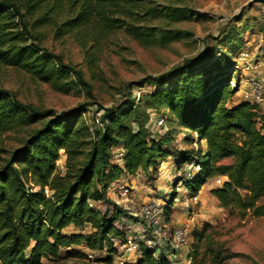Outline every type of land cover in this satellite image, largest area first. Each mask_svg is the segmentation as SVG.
Here are the masks:
<instances>
[{
	"label": "trees",
	"instance_id": "1",
	"mask_svg": "<svg viewBox=\"0 0 264 264\" xmlns=\"http://www.w3.org/2000/svg\"><path fill=\"white\" fill-rule=\"evenodd\" d=\"M196 17L187 6L155 0H0V65L18 69L55 92L68 94L79 86L89 95L83 71L43 46L49 36L54 41L72 39L91 67L101 43L118 32L143 47H166L190 35L169 26ZM240 34L230 27L197 56L131 85L147 83L153 89L139 101L129 97L116 108L93 100L56 116L0 89V139L13 134L18 144L5 150L0 141V264L56 263L62 253L83 257L72 248L81 244L91 252H104V261L110 263L117 254L111 239L127 238L114 224L132 218L108 198L110 184L121 175L148 174L169 156L177 158V166L197 168L190 178L175 181V187L180 182L195 195L209 180L225 176L221 186L210 190L219 207L263 216L264 206L258 203L264 199V114L248 102L226 105L234 93L230 82ZM94 105L100 119L89 126L82 116ZM145 110L167 113L166 132L158 138L148 133ZM176 129L193 134L185 135L187 144L204 141L205 150L200 146L170 152ZM115 147L125 152L122 167L111 162ZM60 151L65 156L63 173L56 165ZM225 159L231 163H222ZM176 194L163 205L166 221ZM101 204L111 205L112 212L102 211ZM85 224L91 225V234L75 232ZM70 226L74 231H66ZM210 228L204 224L193 230L190 264H222L229 258L214 247ZM202 245L208 252L199 256ZM164 251L157 254L140 244V258L123 264H169Z\"/></svg>",
	"mask_w": 264,
	"mask_h": 264
},
{
	"label": "rangeland",
	"instance_id": "2",
	"mask_svg": "<svg viewBox=\"0 0 264 264\" xmlns=\"http://www.w3.org/2000/svg\"><path fill=\"white\" fill-rule=\"evenodd\" d=\"M155 1L161 5L187 6L197 14L199 18L196 17L190 21L175 23L169 26L171 29L182 30L190 35L166 47H143L118 32L110 36L103 44L101 43V51L97 55L96 62L91 67L88 66L83 50L72 39L54 41L49 36L43 43V46L48 50L61 55L65 63H70L74 68L83 71L85 81L91 86V93L89 95L79 86L68 94L55 92L50 86L34 81L24 72L3 65H0V89L10 92L11 95L24 104H31L39 110H51L56 116L76 108L80 104L92 102L93 100L97 105H101L104 108H116L129 97L136 99V96L139 95L141 97L153 89L147 83H144L142 87H131V85L144 81L148 77L156 78L162 73L182 64L184 60L197 56L203 49L210 47L215 38H221L225 31L230 27H234L241 32L238 39L241 41V48L240 52L234 55V61L242 64L241 60L239 61L240 54L247 52L248 57L243 59L245 62L242 67L249 65L255 67V69L234 70V79L230 83L231 88H234V93L229 97L226 105L230 107L243 102L241 92L245 88V79L249 77L246 74H250L253 70L263 72L259 66H262L264 62V4L247 6L246 4L250 0ZM152 24L159 23L153 22ZM250 76L254 77L253 75ZM236 79H238L237 83ZM262 83L264 84V81ZM258 107L261 109L259 111L262 112L264 107ZM94 109L95 105L82 116L89 126H92L93 123L96 124L94 117L100 119L99 115L96 116ZM144 114L147 115L146 126L149 134L158 138L162 133L166 132V112L157 113L153 110H145ZM160 118L164 119V123L162 127H157L156 121ZM92 128L95 127L93 126ZM175 131L177 132L174 134L175 140L172 143L170 152L195 148L192 144H187L183 141L188 132H185L183 129H176ZM0 141L5 145V150L18 146L16 137L13 134L3 135ZM59 154V160L56 165L60 170L65 164V156L63 151H60ZM176 161L177 158L175 156H170V159L164 162L166 165L171 166V174L168 175V178L170 177L169 181L166 180L161 184L162 180L157 179L158 186L161 184L171 187L168 189L171 190L168 191L169 193H162L160 189L153 188L154 177L161 168L142 175L138 179L141 184L151 185V194L148 196V200L157 199L166 203V200L170 199L172 193L177 192L174 197V209L171 210L169 220L166 221L163 215L164 220L168 230L174 229L176 226L186 225L190 231V237L186 246L180 248L174 247L169 242L164 248L157 247V254L165 250L164 252L169 256V259L173 260L176 264H183L189 252L192 251L191 248L194 244L193 230L195 228H202L204 224H209L211 228L208 230V233H211L214 247L221 249L224 256L230 255L222 264H264V215L255 216L251 211L242 213L238 210H223L220 208L218 202L210 195L209 188L218 187L215 186L214 179L209 180L208 186L202 190L204 184L195 194L197 195L196 203L191 204L188 209L182 208L180 200L183 196L181 192L184 186L180 187L182 191L179 193L177 187L180 186V182H178L176 187L174 182L179 181L183 177L186 178V174L192 176L197 168L193 164L177 166ZM159 162V167L163 168V161L159 159ZM222 163L229 164L231 163V159H225ZM174 169H176L175 172ZM134 184L130 180L131 193L134 190ZM131 193L127 200L112 194L108 196L113 203L118 204L117 206L126 208L125 210L130 208L128 209L130 211L127 210L128 213L132 212L135 214L131 215L133 219L125 218L114 224L124 232L136 230L134 225L136 222H140L139 213L145 204H133L131 202ZM240 193L244 195L245 191H240ZM258 205L264 206V199L260 200ZM100 209L106 211L108 214L112 212V207L109 204H101ZM172 213H181V216L184 214L181 223L175 226L172 225L171 221H175ZM126 221H129V223H126ZM70 230L74 231V229ZM72 248L82 253L83 257H67L62 253L56 263L42 260L43 264H119L117 257H114L108 263L104 261L106 258L104 252H91L83 244ZM72 248L69 249L71 250ZM172 249L174 250L175 257L171 256ZM204 250L208 252L203 245L200 246L199 256H201ZM140 256L141 254L137 252L131 256H125L123 261L127 260V262L135 263ZM207 264H211V262L208 261Z\"/></svg>",
	"mask_w": 264,
	"mask_h": 264
},
{
	"label": "built area",
	"instance_id": "3",
	"mask_svg": "<svg viewBox=\"0 0 264 264\" xmlns=\"http://www.w3.org/2000/svg\"><path fill=\"white\" fill-rule=\"evenodd\" d=\"M248 57L247 52L241 53L239 57L240 62H235L234 70H247L249 68L255 69V67H251L247 65L246 67H242L243 63L245 62L243 59ZM261 69L264 71V62L262 64ZM243 68V69H242ZM247 79H245V88L242 90V97L243 102H248L254 106H263L264 107V86L263 84L257 80L256 78L246 74ZM232 83V82H230ZM135 99V98H133ZM140 96H136L135 101H139ZM96 124H98L97 117L95 118ZM164 123V119L160 118L156 121L157 127H162ZM124 150L121 147H115L111 150V162L116 164L120 167L123 166V156ZM63 168L60 169V172L63 173ZM137 176V175H136ZM136 176H129V175H121L120 178L113 181L107 191V196L109 195H116L121 199L127 200L128 196L131 193L132 187L130 186V180L135 179ZM186 179L190 178L191 175L186 174ZM184 178V177H183ZM226 177H216L214 178L213 182L215 186H221L224 181H226ZM181 183L180 186L177 187L179 193H183V196L180 200V205L184 209H188L191 204L197 202V195H190L188 190L185 187H182ZM182 195V194H181ZM117 204V203H116ZM118 205V204H117ZM163 205L164 202L151 199L145 202L140 210V222H136L134 227H136L135 231H127V238L125 241H119L115 238H112L111 241L113 242L115 248L117 249V257L119 260V264H123L126 261H123L125 256H131L136 254L137 252L140 253V244H143L149 249H156L163 248L169 242H171L174 247H184L187 245L190 231L188 226L181 225L176 226L174 229L168 230L166 222L163 216ZM135 215V214H134ZM93 231L91 225L85 224L81 228L76 229V233L80 234H91ZM126 231V230H125ZM156 247V248H155ZM158 247V248H157ZM169 264H176L173 260H170ZM183 264H190L188 260L184 261Z\"/></svg>",
	"mask_w": 264,
	"mask_h": 264
},
{
	"label": "crops",
	"instance_id": "4",
	"mask_svg": "<svg viewBox=\"0 0 264 264\" xmlns=\"http://www.w3.org/2000/svg\"><path fill=\"white\" fill-rule=\"evenodd\" d=\"M263 73H264V71L263 72H261V71H258V72H256V71H251V73L249 74V75H253L254 77H257L256 79L257 80H259L261 83L264 81V79H263ZM263 84V83H262ZM244 85H245V81H244ZM263 86H264V84H263ZM240 87H243V86H240ZM240 87H239V91L241 90L240 89ZM261 110V109H260ZM261 113H263L264 114V108L262 109V112ZM185 132H188V131H185ZM186 135H190V136H192L193 134L192 133H190V132H188V134H186ZM192 146H195V148L194 149H196L197 147H200L201 146V148H202V150H205V142L204 141H202L200 144H192ZM191 146V147H192ZM170 159V156L169 157H166V158H164V159H161L163 162V168L160 166V167H158V169L159 168H161V170H159L158 172H157V174L155 175V181L153 182V188H155V189H160V191L162 192V193H169L168 191H171V190H168V189H170L171 187L170 186H163V185H161V184H163L166 180L167 181H169L170 180V177L168 178V175H170L171 174V171H170V168H171V166H169V165H166V163H164L165 161H167V160H169ZM176 171V169H174V172ZM179 172V171H178ZM196 172V171H195ZM142 175H145V174H143L142 172H140L136 177H135V179H133L132 178V183H135L134 184V190H133V192L131 193V202H133V204H135V203H145L148 199H149V195L151 194V185L149 186L148 184H141V183H139V181H138V179L140 178V177H142ZM157 179H161L162 180V182H161V184H159V186L157 185L158 183V181H157ZM138 181V182H137ZM209 182L210 181H208L204 186H203V188H202V190L206 187V186H208V184H209ZM213 188V187H212ZM211 187L209 188V190H211L212 189ZM130 202V203H131ZM124 209V208H123ZM126 209V208H125ZM128 209H130V208H128ZM127 209V210H128ZM174 208L172 207V209L171 210H173ZM128 211H130V210H128ZM129 214L130 215H134V213H132V212H129ZM184 215V214H183ZM182 215V216H183ZM175 217V221L174 222H172L171 221V223H172V225L173 226H175V225H178V223H181V219L183 218L182 216H181V213H179V214H176V213H172V217ZM126 223H129V221H126ZM70 229H73L72 228V226H70V227H68V228H66V231H71ZM171 256H173V257H175L174 256V254H171Z\"/></svg>",
	"mask_w": 264,
	"mask_h": 264
},
{
	"label": "water",
	"instance_id": "5",
	"mask_svg": "<svg viewBox=\"0 0 264 264\" xmlns=\"http://www.w3.org/2000/svg\"><path fill=\"white\" fill-rule=\"evenodd\" d=\"M253 4H264V0H250L247 2V6H251Z\"/></svg>",
	"mask_w": 264,
	"mask_h": 264
}]
</instances>
